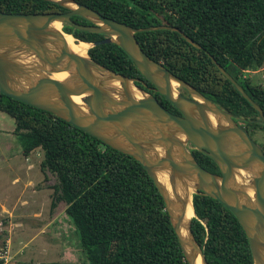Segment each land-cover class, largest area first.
Wrapping results in <instances>:
<instances>
[{"label": "trees", "instance_id": "16d2710c", "mask_svg": "<svg viewBox=\"0 0 264 264\" xmlns=\"http://www.w3.org/2000/svg\"><path fill=\"white\" fill-rule=\"evenodd\" d=\"M75 1L135 28H179L201 49L172 30L142 31L135 37L149 57L226 111L257 117L258 112L216 68L211 55L264 114V88L243 76L247 70L264 66V0ZM0 11L49 13L66 9L46 0H0ZM71 19L90 25L80 16ZM62 29L87 42L104 37L65 24ZM88 54L117 73L142 77L114 43L90 47ZM0 112L13 119L11 133L18 138L23 156L41 150L43 180L54 178L50 211L58 203L64 204L83 255L81 261L42 264H188L159 192L133 157L48 111L1 93ZM201 156L200 162L213 164ZM192 203L197 218L191 219V231L203 245L208 264H253L236 217L219 201L203 194H193Z\"/></svg>", "mask_w": 264, "mask_h": 264}, {"label": "water", "instance_id": "95a60500", "mask_svg": "<svg viewBox=\"0 0 264 264\" xmlns=\"http://www.w3.org/2000/svg\"><path fill=\"white\" fill-rule=\"evenodd\" d=\"M64 12L15 13L0 11V93L48 111L96 137L108 146L133 157L159 192L188 264H208L203 245L192 231L197 218L193 194L219 201L238 220L250 249L253 264H264V153L230 113L149 57L135 33L156 29L179 33L188 43L201 46L171 25L135 28L103 16L75 0H46ZM80 16L90 25L71 19ZM59 21L73 29L103 34L87 42L56 29ZM64 35L84 42L83 54L68 46ZM114 43L130 58L138 72L177 110L172 113L135 81L99 64L88 54L90 47ZM216 68L258 112L262 108L210 55ZM64 72L62 78L53 75ZM186 90L184 96L177 87ZM78 95L79 103L72 99ZM193 147L212 159L220 174L202 167L186 148ZM191 216L187 217V210ZM204 223V222H202Z\"/></svg>", "mask_w": 264, "mask_h": 264}, {"label": "rangeland", "instance_id": "374dc122", "mask_svg": "<svg viewBox=\"0 0 264 264\" xmlns=\"http://www.w3.org/2000/svg\"><path fill=\"white\" fill-rule=\"evenodd\" d=\"M243 76L264 88V66L247 70ZM13 128V119L0 112V242H9L13 264L81 261L83 255L64 204L50 211L54 178L43 180L41 150L23 156Z\"/></svg>", "mask_w": 264, "mask_h": 264}, {"label": "flooded vegetation", "instance_id": "af4514ba", "mask_svg": "<svg viewBox=\"0 0 264 264\" xmlns=\"http://www.w3.org/2000/svg\"><path fill=\"white\" fill-rule=\"evenodd\" d=\"M133 78H138L139 79L138 81H135V83L137 84V86H139V88H141L143 91L148 92V93H151L153 96H155L156 99L158 100V102L160 104H162L166 109H168L169 111H171L172 113H178L177 110L170 104V102L167 101L162 95H160L159 93H157L152 88L151 83H149L146 79H144L143 76L142 77H137L136 76V77H133ZM177 89L184 96L189 97V95H188V93L186 92L185 89H183L181 87H177ZM207 98L210 99L209 97H207ZM212 102L215 103L214 101H212ZM215 104L218 107H220L221 109L225 110L224 107L220 106L217 103H215ZM228 113H230V112H228ZM230 114H231L233 120L236 122V124L238 126H240L241 128H243L249 134V136L252 138V140L254 142H256V144H258L260 146V148L262 149V151L264 153V136H261V133L264 134V129H263L264 124L261 123V122H259V116L252 118V117H245V116H242V115L237 114V113H230ZM186 148L190 151V153L192 154V156H194V158L196 159V161L202 167H204L205 169H207L210 172H213V173H216V174H220V171H219L217 165L215 164V162L212 159H210L208 156H206L202 152L196 150L191 143H187L186 144ZM201 155H204L207 158H209L213 162V164L200 162L201 159H203L202 158L203 156H201ZM205 165L206 166L208 165L209 168L205 167Z\"/></svg>", "mask_w": 264, "mask_h": 264}, {"label": "bare ground", "instance_id": "6f19581e", "mask_svg": "<svg viewBox=\"0 0 264 264\" xmlns=\"http://www.w3.org/2000/svg\"><path fill=\"white\" fill-rule=\"evenodd\" d=\"M52 25L58 30L61 28V24H60L59 21H54L52 23ZM64 37H65L70 49H72L74 52L79 53V54H83L84 53V51H85V49L87 47L86 43L74 41V39L71 36L64 35ZM64 75H65V73L62 72V73H56L53 76L56 77V78H62V77H64ZM79 97L80 96H78V95H73L72 99L79 103ZM191 215H192L191 214V209L188 208L186 216L190 217ZM196 264H200L199 258H197Z\"/></svg>", "mask_w": 264, "mask_h": 264}, {"label": "built area", "instance_id": "2783aa9c", "mask_svg": "<svg viewBox=\"0 0 264 264\" xmlns=\"http://www.w3.org/2000/svg\"><path fill=\"white\" fill-rule=\"evenodd\" d=\"M10 250V244L6 239L0 242V264H13Z\"/></svg>", "mask_w": 264, "mask_h": 264}]
</instances>
